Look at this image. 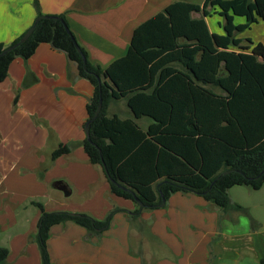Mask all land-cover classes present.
I'll return each mask as SVG.
<instances>
[{"label": "crops", "instance_id": "crops-1", "mask_svg": "<svg viewBox=\"0 0 264 264\" xmlns=\"http://www.w3.org/2000/svg\"><path fill=\"white\" fill-rule=\"evenodd\" d=\"M38 1L42 14L65 15L89 60L105 68L127 54L139 25L178 0ZM37 16L35 0H0V43L11 45ZM94 92L76 63L50 44L27 60L17 58L0 84V245L10 250L2 264H42L35 240L42 211L33 202L49 212H84L98 220L118 210L100 235L73 221L53 226L52 264H261L264 185L230 189L231 202L248 214L177 192L164 206L131 218L138 204L112 193L102 167L89 161L82 145ZM108 114L133 116L125 99L112 102ZM138 122L146 129L151 121ZM61 144H71V152L52 160ZM59 185H68L70 194Z\"/></svg>", "mask_w": 264, "mask_h": 264}, {"label": "trees", "instance_id": "trees-1", "mask_svg": "<svg viewBox=\"0 0 264 264\" xmlns=\"http://www.w3.org/2000/svg\"><path fill=\"white\" fill-rule=\"evenodd\" d=\"M204 3L210 7L188 0L170 4L139 25L127 54L105 68L89 60L65 15L42 14L38 0L29 39L6 54L25 33L9 46L0 43V84L17 58H31L41 44L65 52L80 77L92 83L87 122L100 100L103 105L82 145L89 161L102 167L112 193L138 204L133 220L177 192H193L224 211L248 214L231 202L230 189L264 185V44L250 39L245 44L236 37L264 21V0ZM212 15L224 20V33L211 30L207 18ZM236 17L245 23L236 24ZM122 99L133 116H110L109 105ZM142 118L151 121L146 129L138 122ZM71 150V144H61L52 160ZM33 204L42 211L35 236L42 264H52L48 240L53 226L73 221L100 235L118 211L98 220ZM251 223L255 229L256 221ZM258 249L264 264V245L258 242ZM9 255V248L0 245V264Z\"/></svg>", "mask_w": 264, "mask_h": 264}, {"label": "rangeland", "instance_id": "rangeland-1", "mask_svg": "<svg viewBox=\"0 0 264 264\" xmlns=\"http://www.w3.org/2000/svg\"><path fill=\"white\" fill-rule=\"evenodd\" d=\"M193 1L196 3H200L202 5L206 4V6L208 8L210 7V4H211V3H204L205 0H193ZM207 19H208V22L211 25V27L215 30V32L224 33L223 28L220 26V22L224 21L221 17H219L218 15H212V16H209ZM235 23L236 24L245 23V18L236 17ZM236 37L242 39L245 44H248L247 40H249V39L255 40V43L258 41H261L264 44V21H260L256 24L252 25L250 29H246V30L241 31V32H236ZM117 111L119 113L122 112V111H120V109H118ZM1 242L2 241H1V234H0V243Z\"/></svg>", "mask_w": 264, "mask_h": 264}, {"label": "water", "instance_id": "water-1", "mask_svg": "<svg viewBox=\"0 0 264 264\" xmlns=\"http://www.w3.org/2000/svg\"><path fill=\"white\" fill-rule=\"evenodd\" d=\"M34 28L35 26L33 27H30L26 32L25 34L21 37L20 41L16 44V45H13V46H10L9 48H7L2 54H6L8 53L9 51L13 50L14 48H16L17 46H19L20 44L24 43L25 41H27L29 39V37L31 36V34L33 33L34 31ZM84 60L86 61V58L84 57ZM102 105H103V101L100 100V103H99V106H98V109L95 113V116L93 119H91L90 121H88L86 123V126H85V130H86V136L87 138H89L90 136V123L100 114L101 112V109H102ZM229 173V171H225L223 172V174H227ZM61 184V183H60ZM58 189L62 190L66 195H69L70 192H71V189L68 187V185H59L57 186ZM141 204V202H139ZM166 203V201H163L159 206H164ZM142 205V204H141Z\"/></svg>", "mask_w": 264, "mask_h": 264}]
</instances>
